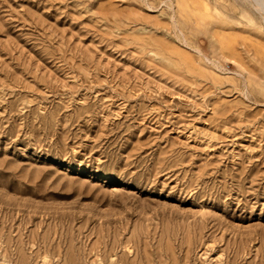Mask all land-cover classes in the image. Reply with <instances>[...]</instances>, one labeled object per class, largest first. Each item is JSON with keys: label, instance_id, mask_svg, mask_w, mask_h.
Returning <instances> with one entry per match:
<instances>
[{"label": "rangeland", "instance_id": "rangeland-1", "mask_svg": "<svg viewBox=\"0 0 264 264\" xmlns=\"http://www.w3.org/2000/svg\"><path fill=\"white\" fill-rule=\"evenodd\" d=\"M0 264H264V0H0Z\"/></svg>", "mask_w": 264, "mask_h": 264}]
</instances>
